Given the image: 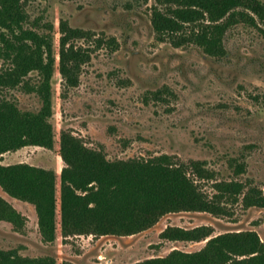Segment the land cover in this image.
<instances>
[{
	"label": "rangeland",
	"instance_id": "rangeland-1",
	"mask_svg": "<svg viewBox=\"0 0 264 264\" xmlns=\"http://www.w3.org/2000/svg\"><path fill=\"white\" fill-rule=\"evenodd\" d=\"M155 5L162 8L156 0H25L27 25H36L38 18V30L51 34L54 142L51 148L28 144L5 151L0 163L54 170L55 237L43 238L34 204L0 185V195L24 220L17 226L0 218V248L53 257L56 264H135L175 249L199 250L209 238H170L163 233L171 226H205L211 235L251 229L264 241V206L246 200L251 188L264 195V23L232 24L224 35L226 53L216 56L188 40L178 45L160 39L151 22ZM61 21L93 34L74 40L86 59L72 82L61 70ZM11 66L0 56V71ZM28 80L34 84L36 74ZM7 96L22 109L41 105L35 91L22 85ZM65 132L112 160L166 154L218 208L168 212L131 234H66L61 213ZM221 181L242 187L220 190Z\"/></svg>",
	"mask_w": 264,
	"mask_h": 264
},
{
	"label": "trees",
	"instance_id": "trees-1",
	"mask_svg": "<svg viewBox=\"0 0 264 264\" xmlns=\"http://www.w3.org/2000/svg\"><path fill=\"white\" fill-rule=\"evenodd\" d=\"M151 22L160 39L181 45L191 41L211 55L226 53L225 31L235 22L264 23V0H156ZM25 0H0V56L12 66L0 71V155L28 144L51 148L53 74L51 34L40 32V21L28 26ZM32 22V23H33ZM38 26V27H35ZM39 28V30H38ZM61 70L72 82L86 54L74 44L91 38L81 28L61 21ZM99 43L102 39H98ZM112 41V40H111ZM36 74L32 84L28 78ZM17 85L33 89L40 99L37 110L22 109L7 96ZM61 154V213L65 233L131 234L152 226L160 216L177 210H216L205 198L186 168L166 154L150 158L109 159L88 147L80 137L63 133ZM242 168V167H241ZM0 185L10 195L31 202L45 240L55 237L56 174L27 162L0 163ZM220 190L241 189L239 182H218ZM251 188L246 200L264 206V195ZM0 218L17 226L22 214L0 195ZM210 228L168 227L170 238L209 236L199 250H173L166 256L135 264H264V241L255 230L211 235ZM0 264H56L53 257H30L0 248ZM64 264H73L65 262Z\"/></svg>",
	"mask_w": 264,
	"mask_h": 264
}]
</instances>
